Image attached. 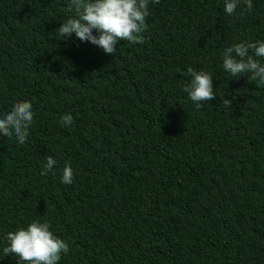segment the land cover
Returning <instances> with one entry per match:
<instances>
[{
  "label": "trees",
  "instance_id": "1",
  "mask_svg": "<svg viewBox=\"0 0 264 264\" xmlns=\"http://www.w3.org/2000/svg\"><path fill=\"white\" fill-rule=\"evenodd\" d=\"M252 3L149 0L144 43L109 55L57 38L69 0H0V115L26 100L34 117L24 144L0 133V264H17L7 232L33 220L68 243L59 264H264V85L220 56L264 40ZM189 66L213 78L202 107Z\"/></svg>",
  "mask_w": 264,
  "mask_h": 264
},
{
  "label": "clouds",
  "instance_id": "2",
  "mask_svg": "<svg viewBox=\"0 0 264 264\" xmlns=\"http://www.w3.org/2000/svg\"><path fill=\"white\" fill-rule=\"evenodd\" d=\"M160 0H151L159 4ZM243 4L252 11V0H224V11L232 15L237 6ZM149 0H69V11L73 13L55 30L57 38L75 36L81 41L91 42L100 47L106 54L113 55L119 41L144 43L143 33L147 31L146 17L149 16ZM94 31L96 34H94ZM222 64L231 77L250 74L249 81H256L257 87L264 85V40L239 42L225 47L221 52ZM191 76L189 84L183 91L196 104L202 107L207 101L217 96L213 88V78L206 71L187 68ZM220 102L225 108L232 109V101ZM32 104L29 101H17L10 110L0 115V133L5 137H15L16 142L24 144L29 128L33 122ZM61 124L69 127L73 117L65 114ZM56 164L51 156L47 157L45 169L52 170ZM45 171L42 174H47ZM73 169L65 163L62 169L61 182H73ZM7 245L3 248L5 256L17 258V264H59L62 254L69 252V245L50 230L47 222L33 220L26 226L9 231L5 237Z\"/></svg>",
  "mask_w": 264,
  "mask_h": 264
}]
</instances>
